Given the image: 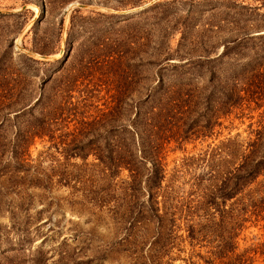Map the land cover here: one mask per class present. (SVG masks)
<instances>
[{"label":"rangeland","instance_id":"374dc122","mask_svg":"<svg viewBox=\"0 0 264 264\" xmlns=\"http://www.w3.org/2000/svg\"><path fill=\"white\" fill-rule=\"evenodd\" d=\"M122 34L133 37L130 49L116 45ZM245 34L250 38L242 39ZM224 45L230 49L228 56ZM251 70L259 73L263 90L250 91ZM160 72L169 74L163 89L173 86L180 104L174 115L164 117L171 141L161 196H169L168 217L174 222L167 221L163 229L173 236L164 232L163 264L226 262L209 251L229 230L216 229L220 214L204 205L202 197L212 184L214 149L228 140L243 144L264 123V0H0V103L13 106L0 110V264H150L152 239L143 237L154 235V224L143 220L129 231L124 221L113 219L97 204L110 193L111 204L123 198L130 207L133 201L146 202L148 194H124L127 170L111 187L86 182L85 177L75 183L78 169L99 162L93 155L68 159L58 143L63 139L71 149L73 138L62 136L74 134L82 119L98 122L94 134L102 133L114 144L120 125L132 126L139 109L151 112L160 105ZM226 89H233L237 104H242L230 115ZM194 91L203 93L198 108L189 101ZM39 99L71 103L83 113L64 116L67 128L62 122L52 128L53 143L36 139L32 158L53 175V186L24 194L9 180L16 165L12 146L26 119L15 117L20 108L35 107ZM41 107L34 108L35 115ZM216 109L221 113L219 125L207 127L204 136L184 132L193 121L211 126ZM8 143L12 146L5 151ZM241 198L228 202L227 211L240 214L236 200ZM140 206L133 205L134 211ZM243 219L235 254L249 251V261L238 264H264V221L251 213ZM190 227L196 231L195 242ZM134 239L138 243L133 246L142 249L136 254L127 251Z\"/></svg>","mask_w":264,"mask_h":264},{"label":"trees","instance_id":"16d2710c","mask_svg":"<svg viewBox=\"0 0 264 264\" xmlns=\"http://www.w3.org/2000/svg\"><path fill=\"white\" fill-rule=\"evenodd\" d=\"M52 1L48 0L49 3ZM122 35L121 37L123 38H118L122 41L115 39L116 45L119 48L124 45L126 49H130L135 44V42L131 41L133 37L130 34ZM241 38L250 37L249 34H245ZM238 40L233 42L236 43ZM236 44V47L240 46V43ZM110 49V53H116L114 48ZM224 49L227 50L224 56H228L230 49L227 45H224ZM121 53L126 54L123 51ZM173 74L175 73L173 72ZM168 75L160 72L159 83L161 88L157 90V92L161 91L157 98L158 102L161 101L160 105L153 107L154 109L151 112H144V110L139 109L135 119L131 122L132 126L120 125L117 128L119 136H116L114 144H109L107 138L101 136L102 133L94 134L97 131L95 125L98 122H86L82 119L78 122L79 128H75L74 134L70 133L62 136L64 138L72 137L73 147L68 149V145L63 139L59 140L58 143L62 144L63 153L67 152L68 159L80 156L83 160H87L88 156L93 155L99 162L98 165H91V169H89L88 164H84V169H78L76 175H73L75 183L82 182L85 177L86 182L92 184L99 182L100 184H110L120 175L122 170H127L129 172V181L123 182L125 185L122 188L124 194L130 193L129 196L131 198H138L144 192L148 194L146 202L138 204V202L133 201L130 207L127 202L123 204V198L111 204L113 196L110 193L98 198L97 204L99 205L98 208H106L113 219L124 221L129 231L136 230L137 224H141L143 220H148V223L154 224V235L148 233L143 237V239H152L151 255L147 259L150 264H163L164 254L167 251L164 248V242L166 243L167 241L166 235L168 238L172 236L171 232L167 234V230L163 229H166L167 221L171 224L174 222L173 218L170 219L168 217L169 196H161L163 183L167 178L168 172L166 147L171 141L166 135L165 121L168 118L164 117H168V114L174 115L180 105L173 86L163 89L165 85L164 76ZM234 75L238 77L242 74L237 73ZM259 77L258 72H249L247 79L250 81V91L263 90V88H260L263 82L260 81ZM189 97L191 98L189 100L190 103L193 102L196 108H198L200 101L204 99L201 91H194ZM234 97L233 89H226L225 105L228 107L226 111L228 115L232 114L235 108L242 105L237 104L238 101ZM162 100L167 102H162ZM206 101L208 102V99ZM36 106H42L39 115H35L33 112ZM36 106L20 108L17 111L16 120L26 118L24 122L22 121L24 126L19 128L14 146L10 143L3 146L5 151L6 147L7 149H10L11 146L13 147L12 153L16 164L14 166L15 170L10 174V186L12 188L18 187L24 194L31 189L47 191L53 186V175L43 171L40 168V163H37L38 161L32 158L30 148L36 139H48L49 142L53 143L56 140V136H54L52 128L55 125L57 126L59 122H62V128H67V120L64 116L77 117L83 113L79 112L76 106L65 102H44L39 99ZM12 107V105L5 106L0 103V110L3 108L9 110ZM218 110L213 111L214 114L212 112L211 126H203L193 121L190 124H186L184 132L191 136H204L207 127L213 128L219 125L218 120L221 118V113ZM114 113L117 114V112ZM250 134L252 136L243 144L238 142L237 139L228 140L227 143H223L222 147L214 149L211 155V161L215 168L212 175H210L212 184L210 189H208L209 192L202 197L204 205L213 207L220 214V223H216V229L229 230L220 236L219 244L209 251L212 257L226 261L224 264H238L249 261L247 257L249 251L240 255L235 254L238 250L235 240L238 237L237 231L242 230L243 223L246 222L243 217L251 213V215L262 218L264 221V182L258 183L259 177L264 175V123L260 124L258 129L252 130ZM184 139L186 140L187 138ZM86 149L93 153L87 152L85 154ZM53 170L50 172L53 173ZM63 175L66 176L65 173ZM254 184L258 185L255 190L252 189ZM109 186L113 185L110 184ZM87 193H89V188ZM240 195L242 197L240 201L236 200L241 205L240 210H238L240 214H235L234 209L227 211V203ZM27 196L31 195L28 194ZM160 197H162V200H160ZM133 205H141L140 211L135 212ZM141 227L142 229L146 228V226ZM190 231L189 237L194 242L197 241L196 231L192 227H190ZM137 243L136 239L132 240L130 243L132 249H127V251L133 252V254L141 251V248L137 249L133 246ZM139 257L142 259L141 255Z\"/></svg>","mask_w":264,"mask_h":264},{"label":"water","instance_id":"95a60500","mask_svg":"<svg viewBox=\"0 0 264 264\" xmlns=\"http://www.w3.org/2000/svg\"><path fill=\"white\" fill-rule=\"evenodd\" d=\"M23 9H27V6H24Z\"/></svg>","mask_w":264,"mask_h":264},{"label":"bare ground","instance_id":"6f19581e","mask_svg":"<svg viewBox=\"0 0 264 264\" xmlns=\"http://www.w3.org/2000/svg\"><path fill=\"white\" fill-rule=\"evenodd\" d=\"M38 11L37 12H39V9L38 8H36Z\"/></svg>","mask_w":264,"mask_h":264}]
</instances>
